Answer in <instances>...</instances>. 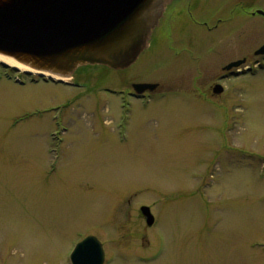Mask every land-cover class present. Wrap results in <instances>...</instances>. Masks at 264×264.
I'll use <instances>...</instances> for the list:
<instances>
[{"label": "rangeland", "instance_id": "1", "mask_svg": "<svg viewBox=\"0 0 264 264\" xmlns=\"http://www.w3.org/2000/svg\"><path fill=\"white\" fill-rule=\"evenodd\" d=\"M255 9L264 0H198L192 25L167 8L128 68L81 69L85 89L34 82L0 60V264H70L87 235L103 264H264V55L253 54L264 18ZM242 57V73L223 69ZM140 81L159 90L127 97ZM59 112L67 131L54 156Z\"/></svg>", "mask_w": 264, "mask_h": 264}, {"label": "water", "instance_id": "2", "mask_svg": "<svg viewBox=\"0 0 264 264\" xmlns=\"http://www.w3.org/2000/svg\"><path fill=\"white\" fill-rule=\"evenodd\" d=\"M169 0H0V55L26 66V73L68 77L83 65L128 68L148 45ZM264 15L262 10H256ZM264 54V44L254 52ZM244 60L228 63L237 67ZM5 64L4 62H1ZM13 68H15L13 66ZM156 83H133L136 93ZM222 87L215 84L213 93ZM147 226L153 215L139 208ZM70 264H103L100 241L87 235L69 255Z\"/></svg>", "mask_w": 264, "mask_h": 264}, {"label": "flooded vegetation", "instance_id": "3", "mask_svg": "<svg viewBox=\"0 0 264 264\" xmlns=\"http://www.w3.org/2000/svg\"><path fill=\"white\" fill-rule=\"evenodd\" d=\"M197 5H198V0H169V2L166 4V6L164 8V11L162 13V18H163V14H165V11L167 10V8H169L168 15L171 14V17L173 19L178 18V17H184V18H186V20H187V22L189 24H192V25L196 24L197 23V18H196V14L194 13V10H192V7L195 8ZM250 14L254 15L253 12H250ZM218 21H221V19H219ZM166 39H167V43H170V42H171V44L173 43V40L169 38V34L167 35ZM253 54H254V52H253ZM240 59H244L245 62H246V58L245 57H242ZM87 67H90V66H84V67H80V68L75 69L71 73L70 77L67 78L65 81H55V80H51V79H45L44 77L35 78V79L31 78V80H33L35 82L41 81V82H44V83H52V84H55V85H61V86L68 87V88L85 89L87 85L83 81L78 79V77H81L80 74H78V72L81 69L87 68ZM140 82H144V81H140ZM131 84H130L129 88L125 91L127 97L148 99V98H151L152 95L157 92V90H159V84H158L156 86V88L154 90H152V91L145 90L144 92H142L140 94H136V93H134L132 91ZM104 90L107 91V92H110L113 95H115V94L116 95H120L122 92H124L122 90L107 89V88H105ZM63 108L64 107L62 105L56 107V109H60V112H61V110ZM60 112L56 116V121H55V124L58 126V130L50 132L51 139H52L53 142H55V147H52L50 149V151L54 152V156H57L61 152L60 148H59V144L62 143L64 141V139H63V137H61L60 134L65 133L67 131V127L66 126H62L61 122L59 120V118L62 116L60 114ZM119 136H120V133H119Z\"/></svg>", "mask_w": 264, "mask_h": 264}, {"label": "bare ground", "instance_id": "4", "mask_svg": "<svg viewBox=\"0 0 264 264\" xmlns=\"http://www.w3.org/2000/svg\"><path fill=\"white\" fill-rule=\"evenodd\" d=\"M0 60L10 64V65H13V66H16L17 68L19 69H22V70H28V68L22 64H19V63H16L14 60L10 59V58H7V57H4V56H1L0 55Z\"/></svg>", "mask_w": 264, "mask_h": 264}]
</instances>
